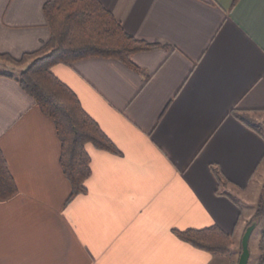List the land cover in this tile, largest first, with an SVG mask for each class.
I'll return each instance as SVG.
<instances>
[{
    "label": "crops",
    "instance_id": "obj_1",
    "mask_svg": "<svg viewBox=\"0 0 264 264\" xmlns=\"http://www.w3.org/2000/svg\"><path fill=\"white\" fill-rule=\"evenodd\" d=\"M46 1L0 0L1 54L50 38ZM101 2L157 45L134 53L141 71L100 56L52 66L120 149L87 144L85 193L67 201L55 123L17 81L26 64L0 61V147L18 184L0 200V264H234L174 229L217 224L241 243L234 192L264 186V0Z\"/></svg>",
    "mask_w": 264,
    "mask_h": 264
},
{
    "label": "trees",
    "instance_id": "obj_2",
    "mask_svg": "<svg viewBox=\"0 0 264 264\" xmlns=\"http://www.w3.org/2000/svg\"><path fill=\"white\" fill-rule=\"evenodd\" d=\"M44 12L50 26V38L40 48L25 52L20 58L6 52H0V58L27 65L17 81L55 123L61 142L59 161L71 186L67 198L70 201L88 188L86 181L92 166L87 144L112 152L120 149L86 111L76 91L54 73L52 66L100 56L117 58L141 71L142 68L133 61L134 53L152 49L157 44L129 33L101 0H47ZM233 113L249 126L259 129L243 112L234 109ZM212 169L218 178L219 189L226 186L229 182L222 171L217 166ZM17 191L18 184L0 147V200L14 196ZM263 217L264 199L261 198L254 218ZM253 222L257 223L253 220L246 228ZM174 231L194 246L217 254H228L234 242L233 235L217 224L175 228ZM263 237L259 264H264Z\"/></svg>",
    "mask_w": 264,
    "mask_h": 264
},
{
    "label": "rangeland",
    "instance_id": "obj_3",
    "mask_svg": "<svg viewBox=\"0 0 264 264\" xmlns=\"http://www.w3.org/2000/svg\"><path fill=\"white\" fill-rule=\"evenodd\" d=\"M0 61H5L11 64H17L6 58H0ZM25 64L26 63L17 64V65L24 66ZM256 193L254 191V186H251L249 189H247L245 193H241V192L236 193V191L234 192V195L242 203V207H244V215L248 216V217L246 216L247 223L245 227L253 220L257 222V223L253 222L256 224V227L255 229H253V232L249 238L250 254L252 257L248 264H259L260 259L257 254H259V249H260L259 240L262 235L261 230L264 227V218H260V219L254 218V213H255L256 208L258 207V203L260 199L261 198L264 199V187L262 184L260 186H257ZM233 241H234V238H233ZM239 242L240 241L238 240L236 241V243L233 242L231 251L228 254H220V255L233 260L234 264H240V256H241L240 251L242 252L243 250V236L241 239V243ZM213 264H216V262H214Z\"/></svg>",
    "mask_w": 264,
    "mask_h": 264
},
{
    "label": "water",
    "instance_id": "obj_4",
    "mask_svg": "<svg viewBox=\"0 0 264 264\" xmlns=\"http://www.w3.org/2000/svg\"><path fill=\"white\" fill-rule=\"evenodd\" d=\"M255 223L250 224L244 231L243 235V250L240 256V264H247L249 260L250 255V244H249V238L253 232V229L255 228Z\"/></svg>",
    "mask_w": 264,
    "mask_h": 264
}]
</instances>
